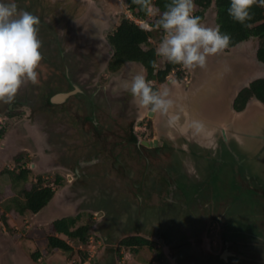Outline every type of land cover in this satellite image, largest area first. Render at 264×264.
Here are the masks:
<instances>
[{"label": "flooded vegetation", "instance_id": "obj_1", "mask_svg": "<svg viewBox=\"0 0 264 264\" xmlns=\"http://www.w3.org/2000/svg\"><path fill=\"white\" fill-rule=\"evenodd\" d=\"M230 56L224 50L214 57L209 56L204 68L190 71V80L185 77L179 81L180 77L167 75L158 83L161 88L157 91L167 89V98L172 101L168 115L150 114L149 109H140L130 92L123 89L125 81L130 82L134 75H143L136 66L123 73L119 69L111 71L106 65L110 76L98 89L89 82L82 71L84 68L55 56L61 61L57 66L45 56L46 63H50L45 70L55 68L61 76L56 77L55 82L42 78L43 82L30 84L28 96L16 95L13 103L4 105V118L16 121L15 136L21 143L28 138L29 131L34 134L37 148L22 144L24 149L31 148L35 156L34 175L41 176L42 172L55 168L65 170L67 185L56 198L61 199L68 210H73L74 205L78 208L80 202L86 203L97 207L91 213L98 214L99 222L107 221L111 225L120 204L113 195L124 190L122 202L128 207L130 221L136 219L135 224L137 221L141 226L143 222L138 219L146 211L142 217L149 229L142 231L138 227L136 231L144 232L149 240L163 245L162 258L166 264H240L238 242L250 247L258 244L263 253L258 251L257 254L262 255L264 264V203L259 204L254 198L256 195L264 198V107L252 101L240 111L233 108L234 97L228 94L232 91L228 80L233 70ZM54 85L56 89L52 91L50 87ZM63 92L69 95L62 102H50L51 97ZM74 102L77 111L83 112L74 117L80 135L90 142L87 150L71 164L70 156L75 150L66 147L62 157L54 154L53 151L63 149V144L54 138L52 125L46 124L45 118L55 117L64 107V115L60 117L71 118L69 111ZM11 107L14 115H10ZM19 110L22 113L16 114ZM245 110L248 111L244 113ZM169 117H172L171 122ZM99 163L121 174L123 183L118 190L117 185L110 190L97 187V194L92 197L94 180L99 176L104 179L111 173L104 168L103 174H96L94 166ZM141 169L143 172L139 173ZM148 172L158 176L157 185L150 188L143 183ZM231 175L239 188L237 196L222 194L218 187L213 190ZM161 188L166 199L158 200ZM152 191L156 193L153 205L157 206L144 209L143 200L152 201L153 198H149ZM65 195L73 201L65 200ZM245 195L249 197L244 198ZM103 203L110 204L108 211L103 209ZM169 207H172L170 212ZM98 221L90 227L93 232ZM186 230L191 235L185 238Z\"/></svg>", "mask_w": 264, "mask_h": 264}, {"label": "rangeland", "instance_id": "obj_2", "mask_svg": "<svg viewBox=\"0 0 264 264\" xmlns=\"http://www.w3.org/2000/svg\"><path fill=\"white\" fill-rule=\"evenodd\" d=\"M126 1L127 0H14V2L18 6V9L26 11L28 10V12L39 18L40 23L38 25V38L42 42V47L40 49L42 56H46V58L48 59L50 58L51 60L49 62L51 64L54 63L58 66V63L61 62V56L67 55L65 59H62L69 64L72 63V65L74 66L84 68L82 69V71L89 77V82L91 84H94V86H97L98 89L102 85L106 84L107 78L108 76H110V73L106 72L105 70L107 62L111 56V47L106 40V36L107 34L111 33L113 28L119 23L121 15H125L127 18L134 17L127 9ZM5 2H9V0H5ZM214 16L215 9L214 6H212L205 11L204 19L201 24L207 27H215ZM158 17L159 15H157V12L152 9L149 12L147 18L143 20L142 24L146 28H149V30L153 29V34L154 36H156V38H151L149 41L151 42L152 46L155 47V49L158 48L159 43L163 39L164 35L161 34L160 29H155L154 27L152 28V26L147 24V21H153ZM244 42L245 43L241 42L235 47L229 49L227 48L224 50L225 52H227V54L232 55L230 56V65L232 68H236V70H232L234 72L232 78H234V80H239L240 78H242L238 81V84L236 86L237 90H240V88L243 87L242 82L248 79L243 77L247 76L251 78V73H253L254 75H264V71H259V68L257 67L259 65H262V63L257 62V59L255 57V51L258 45L257 39L250 38ZM54 55L56 57L59 56L60 59L56 58ZM214 56L215 55L210 57ZM46 61L48 60H45L43 58L37 69L39 82H43L42 78H46L48 82H55L56 77L61 76V73H58L57 69L55 71V68L46 71L45 68L50 67V63L48 64L46 63ZM164 62L165 60L162 57L157 56L156 70L162 68ZM135 66L138 67V69L140 68V72H142L146 77V71L141 66L134 63L123 64L120 67L119 71H122L123 73L129 72L128 68L133 69ZM61 67L62 64L58 67V71L60 72ZM180 68L183 70V73L182 76H180L179 81L184 80L185 77L186 79L190 80L189 76H191L190 71L192 70L184 69L181 66ZM103 70H105V72ZM168 76H175V78L178 79L175 73H170ZM30 84L31 83H26L22 85L18 90L17 95H25L27 91H29L28 89L30 88ZM149 84L155 86L154 91H157L158 87L161 88V86H158V83H156L154 80H150ZM55 87V85L51 86L50 89L54 91L56 89ZM3 104L4 103L0 105L3 106ZM77 108L78 107L74 102V105L71 106V111H69L72 120L68 116H65L66 118H64V116L60 117L61 115H64L63 110L66 109L65 107L61 108V113L57 112L55 117L45 118L46 124L52 125L51 130L53 131L52 133L54 135V138L57 141L61 140L63 144V149L53 151L54 154L56 156L62 157V155L65 154L64 149L66 147H72L73 151L75 150L72 156H70V159H72L71 164L74 163V160L78 158L79 154L82 151L84 152L85 150H87L85 148L89 146L90 142L84 136L80 135L81 130L74 117L78 114L81 115L83 112H78ZM15 122L16 121L14 119L7 120L6 118H4V116L0 115V125H4L6 129L4 137L0 140V172H3L0 175L1 193L6 190V186L11 184L9 173L4 168H8L10 170L13 169L15 171L17 170L16 166L12 162L13 156L21 152L22 154H24L25 159L27 160L26 166L31 170L35 168V156H33L32 154L33 151L29 150L31 148L24 149L22 146V144H25L28 147L30 145L33 148H37V144L35 143V136L32 132L29 131L27 133L28 138H25L23 143H21L20 139L15 136ZM50 139L51 143L52 138L50 137ZM47 141L48 140H46V142ZM52 145L57 144L52 143ZM56 148L59 147L56 146ZM62 163L63 162H59L58 164L63 166L64 164ZM47 166L49 167V165ZM106 166L107 165H104L103 163L96 164L94 166V169H96V174H103L104 168L106 170H111L110 166L108 168H106ZM55 169L51 172H42L41 177L44 178V180L49 181H53L54 179L59 177V183L53 185L55 194H58L59 191H61L63 188H65V185H67V180L64 176L65 170L60 169L56 171ZM239 169H241V166L239 167ZM141 172H143L142 169L139 171V173ZM32 176L33 175H30L31 178H33ZM120 176L121 174H116L112 170L111 173H109L108 177H105L104 179H101V176H99V179L94 180L95 188L91 189V196H96L97 187L100 188V186L104 187L107 190H110L113 185H117L116 188L118 190V186L123 183V178ZM157 177L152 173H145L143 177V183H145L144 186L150 188L152 186H155V184L157 185ZM238 183L241 184L240 182ZM45 184H48V182H45ZM216 187L221 189L220 191L222 194L229 195V193H231L232 197H234L235 195L237 196L236 192L239 190L236 183H234L232 180V175L224 180V184L220 183L214 186V191ZM19 188L20 185L19 187L15 186L11 189L13 194L12 197L18 198V200H20L17 202L18 204L15 205V208L17 209L20 207L19 203L22 200L21 195L18 192ZM161 189H159L160 193L163 191V189ZM145 190V192L147 193V189ZM161 194V199L158 200H162V198L166 199V194ZM113 196L115 201H120V204L113 214L114 216H112L115 220V222L111 224L112 226L109 225L110 223L107 221L102 222L101 220L99 222L97 218L98 214L91 213V211H96L97 207H89L86 203L80 202L78 203V209L81 210L82 217L77 223H84L92 227L95 221L99 222L98 224L94 225L95 232L89 234V245L87 247H84L79 244L78 241L60 235L61 238L67 240L68 244L72 246L73 251L65 253L62 251L50 250V252H48V254L43 257L42 261L39 262H34L31 259L30 254L36 251L38 247H42L46 244L47 240L45 230L48 224L57 218L67 215V213L69 214V212L64 213V211L61 210L60 206H64L62 200L59 198L53 199L44 207V209H41L37 215H29L24 218L19 216L16 220H13L12 218H10V216H8V226L0 222V264H79L77 261L78 258L76 257L78 250L86 251L88 253V260L96 261L100 254L104 252L110 253V251L112 249L114 250L115 248H118V254L120 255H118L115 259L116 264H166L167 262L162 258V252L164 251L163 245L160 244L159 241H152L153 247H142L137 252H134L131 248H125L117 243L118 239L120 238H118V234H121V236L126 233L137 234L136 229L138 227L142 231L147 230V228L149 229V227L146 224L145 218L142 217L144 216V213H146V211L141 214V217H139L138 219L143 222L141 226L138 225L139 222L137 221V224H135L136 219L134 220V222L130 221V213L127 212L128 207H125L127 205L122 202L125 196L124 190H118V192H116V194H114ZM149 196V198H153L152 201H149L147 198H144L143 200V202L146 203L143 208H146L147 210L156 208L157 206L153 205L156 203V193L153 191L149 192ZM245 197L249 196L245 195L244 198ZM11 198L7 197L0 202V210H5L6 204H10L11 206L13 205L14 202L11 200ZM167 198L169 199L170 196L168 195ZM254 198L256 200L255 202H259V204L264 203V198H262L261 196L256 195L254 196ZM79 201V198H77V202ZM103 204H105L103 209L108 211V206H110V204ZM171 210L172 207H169L168 212H170ZM211 229L212 231H214L213 228ZM207 230L209 231V229ZM190 235L191 233L188 230H186V232H184L183 234L185 238L189 237ZM102 238H106V240L103 241ZM253 245L254 247H250L241 245L240 242H238L237 252L241 255L240 264H263L262 255L257 254L261 252L259 251V246H256L258 244ZM245 254H248V256H245ZM101 264L108 263L104 261L101 262Z\"/></svg>", "mask_w": 264, "mask_h": 264}, {"label": "trees", "instance_id": "obj_3", "mask_svg": "<svg viewBox=\"0 0 264 264\" xmlns=\"http://www.w3.org/2000/svg\"><path fill=\"white\" fill-rule=\"evenodd\" d=\"M170 0H150L149 5L141 10L140 6L133 3V0H127V9L131 14L137 18L146 19L149 12L154 9L157 15H160L164 10V5ZM230 0H194L195 9L194 15L201 17V22L204 19L205 11L214 6L215 16L214 23L220 25L221 32L231 35V43L228 48H232L241 42L247 41L250 38L257 39V48L255 57L258 62L264 64V9L254 5L250 12L252 19L246 22V25H241L233 21L227 14ZM28 11V10H27ZM155 20L147 21L152 28L155 25ZM155 28V27H154ZM156 29V28H155ZM161 34L164 35L160 29ZM151 38H156L153 34V29L146 30L128 19L125 15L120 16L119 23L113 28L111 33L107 34L106 40L111 47V56L108 60V68L111 71H117L123 64L134 63L141 66L146 71V80H154L156 83L163 82L166 76L170 73H175L179 78L182 76L183 70L180 65H172L164 62L162 68L156 70V49L149 41ZM153 90L154 85H151ZM251 99L258 100L264 103V77L252 80L248 86L240 88L233 100V108L237 111L244 109ZM0 105V115L5 116L4 104ZM10 115H14L13 107ZM16 114H21L22 111H15ZM6 129L4 125H0V140L4 137ZM13 164L16 166L15 170L4 168L8 171L11 179V184L6 186L4 192H0V202L7 197H12V188L20 185L18 190L21 195V202L19 208H15L18 198L12 197L14 202L5 205V210H0V222L8 226V216L16 220L19 216L22 218L38 213L42 208L49 204L56 198L53 185L59 183V177L53 181L44 180L40 175H34L31 169L26 166L27 160L21 152L13 156ZM3 172H0V175ZM30 175H33L31 178ZM48 182V184H45ZM67 196V195H65ZM66 199H71L67 196ZM71 201H73L71 199ZM61 210L68 211V207L60 206ZM75 207V208H74ZM73 210H69V214L64 215L50 222L46 228V244L38 247L36 251L30 254L34 262L42 261L43 257L50 252V250L62 251L69 253L73 251L71 245L67 240L60 237L63 235L69 239L78 241L84 247L89 245V234L93 231L90 226L84 223L78 224L81 219V210L74 205ZM120 237V238H119ZM118 244L131 248L134 252L139 251L142 247H153V242L149 240L144 232L137 231V234H118ZM118 247V246H117ZM112 249V248H111ZM104 251V249H103ZM118 248L112 249L110 253H102L96 261L88 260V253L86 251L78 250L77 258L79 264H101L107 262L108 264H116L115 259L118 256ZM120 256V255H119Z\"/></svg>", "mask_w": 264, "mask_h": 264}, {"label": "clouds", "instance_id": "obj_4", "mask_svg": "<svg viewBox=\"0 0 264 264\" xmlns=\"http://www.w3.org/2000/svg\"><path fill=\"white\" fill-rule=\"evenodd\" d=\"M133 3L144 10L150 0H133ZM254 5L264 7V0H230L226 11L233 21L247 26ZM164 7L154 27L164 33L156 55L167 63L187 70L202 69L209 56L229 47L230 34L221 32L219 24L215 27L202 25L201 17L193 14L194 0H170ZM134 17L128 19L149 30L142 25L144 19ZM39 23L37 16L18 9L14 0H0V102L4 104L13 103L22 85L39 83L37 69L43 59L42 42L38 38ZM123 89L130 92L140 109L168 115L172 107V101L167 98L168 90L154 91L143 75L137 74L130 82L125 81ZM169 120L171 122L172 117Z\"/></svg>", "mask_w": 264, "mask_h": 264}, {"label": "crops", "instance_id": "obj_5", "mask_svg": "<svg viewBox=\"0 0 264 264\" xmlns=\"http://www.w3.org/2000/svg\"><path fill=\"white\" fill-rule=\"evenodd\" d=\"M243 43H245V42H243ZM235 47V46H234ZM240 58H241V54H240ZM258 62V61H257ZM255 66H256V63H255ZM258 68H259V71H264V64L262 63V65H259V66H257ZM261 68V69H260ZM234 70H236V68H233ZM233 70V71H234ZM233 71H231V73H229L228 74V80H229V84L231 85L232 84V93L229 91L228 92V94H229V96L232 98V97H235V95L237 94V92H238V90H237V84H238V81L239 80H241L242 78H240L239 80H234V78H232V76H233ZM244 75V74H243ZM251 78L249 79V80H246V81H243L242 83V86L243 85H247L248 84V82L249 81H251L252 80V78H258V77H262V76H264V75H261V74H253V73H251ZM239 84H240V82H239ZM252 101H254V103L256 104V105H258V106H260V107H264V104H262L261 102H259L258 100H250V102L248 103V105L252 102ZM256 101V102H255ZM248 107V106H247ZM248 110H245L244 111V113H246ZM243 113V114H244ZM38 213H36V214H34V215H37ZM36 217V216H35ZM45 228V227H44Z\"/></svg>", "mask_w": 264, "mask_h": 264}, {"label": "water", "instance_id": "obj_6", "mask_svg": "<svg viewBox=\"0 0 264 264\" xmlns=\"http://www.w3.org/2000/svg\"><path fill=\"white\" fill-rule=\"evenodd\" d=\"M68 95H69V92L68 93L63 92V93L56 94L53 97H51L50 102H62ZM150 114H151V112H150Z\"/></svg>", "mask_w": 264, "mask_h": 264}, {"label": "built area", "instance_id": "obj_7", "mask_svg": "<svg viewBox=\"0 0 264 264\" xmlns=\"http://www.w3.org/2000/svg\"><path fill=\"white\" fill-rule=\"evenodd\" d=\"M263 9H264V7H263Z\"/></svg>", "mask_w": 264, "mask_h": 264}]
</instances>
